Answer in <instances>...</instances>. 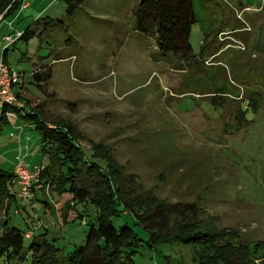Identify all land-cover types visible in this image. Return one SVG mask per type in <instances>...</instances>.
<instances>
[{"label": "rangeland", "instance_id": "374dc122", "mask_svg": "<svg viewBox=\"0 0 264 264\" xmlns=\"http://www.w3.org/2000/svg\"><path fill=\"white\" fill-rule=\"evenodd\" d=\"M20 1L0 24V37L7 32L3 22L12 23L7 35L29 25L40 32L7 47L6 61L24 74L20 94L32 104L42 99L46 118L72 120L83 134L77 142L88 162L109 169L110 161L94 149L106 146L113 165L123 167L130 182L179 204L183 211L170 214L169 226L194 216L202 229L231 227L254 261L264 264V0H193L196 22L188 59L160 53L154 35L137 31L140 0H84L72 16L62 0H27L29 8L19 11ZM38 16L53 22L44 29L43 21L35 24ZM39 68L50 69L45 91L31 76ZM217 90L226 96L223 106L212 104ZM249 95L259 104L256 113L247 111ZM239 106L248 119L241 126L233 121ZM24 125L19 140L12 125L0 132L5 170L20 142L24 155L19 154L28 165L47 163L38 133ZM8 187L18 192L17 184ZM33 190L32 199L17 196L11 202L9 224L33 235L45 233L57 256H66L97 224L96 209L86 202L70 210L65 193L47 185ZM109 219L117 228L133 229L139 242L136 263L195 264L190 246L151 242L149 231L129 211L118 207ZM30 240L24 237L25 247ZM31 257L2 256L0 264H32Z\"/></svg>", "mask_w": 264, "mask_h": 264}, {"label": "trees", "instance_id": "16d2710c", "mask_svg": "<svg viewBox=\"0 0 264 264\" xmlns=\"http://www.w3.org/2000/svg\"><path fill=\"white\" fill-rule=\"evenodd\" d=\"M62 1L67 5L68 16H72L84 0ZM20 3V0H0L2 18L13 13ZM135 20L137 31L155 36V46L160 53L172 54L181 59L192 57L189 36L196 22L193 0H140ZM34 21L35 24L43 21L44 29L53 22L47 16H39ZM37 30L36 26L29 25L21 31L17 40L26 43L40 33ZM6 52L7 47L1 55L5 62ZM31 76L38 88L45 91L50 69H34ZM217 91L219 93L211 95L212 104L223 106L226 96ZM49 94L52 96L53 93ZM16 95L24 101L25 106L16 108L5 104L1 107L0 132L9 124L6 111L13 110L20 121L29 124L38 133L40 150L47 157L48 163L40 167L38 181L33 183V188L36 184L42 188L47 185L60 195L65 193L62 200L68 201L65 204L68 208L70 206V210L77 203L91 202L97 212V224L90 226L83 244L75 246L66 256H57L53 244L43 237L45 233L33 235L9 224L11 202L17 197V193L11 192L8 187L9 184L13 185L14 173L13 168L5 170L0 165V258L6 256L8 259H21L30 253L32 264H138L133 255L139 242L133 229L126 224L117 228L109 219L118 213L120 207L144 224L150 233L151 242H181L190 246L195 264H230L236 263L238 259L240 264H258L250 256L241 234L231 227L202 229L200 221L194 216L183 221V224L169 226L170 214L183 211L178 209L179 204L162 201L152 191L143 189L139 183L130 182L131 178L123 167L113 165L114 161L108 157L110 149L106 146L105 149L94 146V149L96 156L106 157L110 161L109 169L104 170L99 164L88 162L77 142L83 134L72 120L60 117L48 119L43 102L31 104L17 90ZM248 97L247 111L256 113L259 107L256 97ZM239 107L233 110V121L237 126L248 121L245 116L247 111ZM189 205L184 204L185 207ZM68 218L69 215L64 220ZM24 237L31 238L26 247Z\"/></svg>", "mask_w": 264, "mask_h": 264}, {"label": "built area", "instance_id": "2783aa9c", "mask_svg": "<svg viewBox=\"0 0 264 264\" xmlns=\"http://www.w3.org/2000/svg\"><path fill=\"white\" fill-rule=\"evenodd\" d=\"M21 32H16L15 35H4L2 41L5 43V48L12 45ZM24 74L16 68L10 66L7 62L0 57V108L3 105H9L16 108H22L25 106L24 101L16 95V86L21 84ZM6 118L9 125L15 126L17 115L13 110L6 111ZM19 140L21 133L23 132L22 126H17ZM40 166H33L27 164V162L18 156L13 164L14 177L12 179L13 184L18 185L17 196L22 199H32L34 197L33 183L38 181V173ZM41 187L40 184H38Z\"/></svg>", "mask_w": 264, "mask_h": 264}, {"label": "crops", "instance_id": "0c3cea01", "mask_svg": "<svg viewBox=\"0 0 264 264\" xmlns=\"http://www.w3.org/2000/svg\"><path fill=\"white\" fill-rule=\"evenodd\" d=\"M29 6H30V3L27 1V0H24V1H22V4H21V6H20V8H19V11L23 8V9H28L29 8ZM18 14H20V13H18ZM17 14V15H18ZM39 17V16H38ZM3 19L1 18L0 19V24L2 23L1 21H2ZM4 23V25H5V27H6V30H7V32L5 31V32H2V35H1V37H0V44L2 43H4L3 41H2V37L4 36V35H7V34H9L10 32H13V31H10V32H8V25H12V23H8V22H3ZM23 30V29H22ZM22 30H20L19 32H21ZM15 31H18L17 29H15ZM11 46H13V45H11ZM11 46H9V47H11ZM5 48V47H4ZM8 49V48H7ZM7 53V52H6ZM22 56H24V54H22ZM7 63L10 65V66H12V67H14L15 68V66H13L12 64H10L9 62H8V60H7ZM17 69V68H16ZM20 71V70H19ZM22 88H23V85H21V84H19L18 86H16V90H17V92H19V93H21V91H22ZM52 96H53V98H55V99H57L58 97H59V93L58 92H55L54 90H52ZM22 96V95H21ZM23 97V96H22ZM26 99H28V98H26ZM39 99V101L38 102H36V103H39V102H41L42 101V99H40V98H38ZM32 104V103H31ZM35 104V103H34ZM46 111V110H45ZM47 112V111H46ZM53 119H55V118H53ZM53 119H51V120H53ZM15 126L17 127V126H22V127H25L24 128V131H25V129H26V126L24 125V123L22 122V121H19V119H17L16 121H15ZM15 127V128H16ZM16 131V130H15ZM24 131H23V134H24ZM22 134V135H23ZM17 138V137H16ZM21 140V139H20ZM21 142H20V145H19V148H18V144H17V148H15V151L17 152H19L21 155H24V149H22L21 148ZM15 154L14 155V160H12V162H11V164H10V167L11 168H13V164H14V162L16 161V159H17V157L18 156H20V154ZM47 163H48V160H47ZM46 163V164H47ZM45 164V165H46ZM45 165H43V164H41V163H37V162H32L31 164H30V166L31 167H33V166H40V167H43V166H45Z\"/></svg>", "mask_w": 264, "mask_h": 264}, {"label": "water", "instance_id": "95a60500", "mask_svg": "<svg viewBox=\"0 0 264 264\" xmlns=\"http://www.w3.org/2000/svg\"><path fill=\"white\" fill-rule=\"evenodd\" d=\"M2 18V15H0V19Z\"/></svg>", "mask_w": 264, "mask_h": 264}]
</instances>
